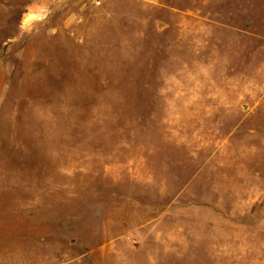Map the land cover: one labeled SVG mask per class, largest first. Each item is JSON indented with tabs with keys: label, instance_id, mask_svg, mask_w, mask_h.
Here are the masks:
<instances>
[{
	"label": "rangeland",
	"instance_id": "obj_1",
	"mask_svg": "<svg viewBox=\"0 0 264 264\" xmlns=\"http://www.w3.org/2000/svg\"><path fill=\"white\" fill-rule=\"evenodd\" d=\"M207 207L256 219L211 243ZM26 214L82 263L264 264V0H0V234Z\"/></svg>",
	"mask_w": 264,
	"mask_h": 264
},
{
	"label": "crops",
	"instance_id": "obj_2",
	"mask_svg": "<svg viewBox=\"0 0 264 264\" xmlns=\"http://www.w3.org/2000/svg\"><path fill=\"white\" fill-rule=\"evenodd\" d=\"M179 205V204H177ZM208 212L203 211V216L200 217L202 220L213 219L218 225H214L212 228V240L209 242H214L219 238L221 240L222 236H218V227L222 230H231L232 227L246 229V220H249L248 224H252L253 220L256 219V215L253 213H241V214H229L221 213L219 214L216 210L211 207H207ZM177 213L170 216V220L177 219L174 224L171 223L167 227L165 237L167 243L164 246H160L159 250L163 251L165 255L161 257L164 262L168 259V253H174L178 251L184 252L185 255V202L176 208ZM25 218L30 219L31 222L23 223V227L14 226L8 228L5 232L7 235L0 234V264H95L94 262L82 263L78 261V254L76 250L77 240H78V229L74 231L75 235L63 233V229L58 225V223L50 222L47 223L46 220H51L52 218H47L46 214H38L33 216H42L30 218V214L24 215ZM255 217V218H254ZM263 217V216H261ZM19 219V218H17ZM179 219V220H178ZM227 219V221H224ZM241 220V223H230V221ZM245 221L246 223H243ZM18 225V224H13ZM250 226V225H249ZM201 228L208 229L209 224L204 223L200 226ZM171 228V229H170ZM146 234H144V237ZM218 236V238L216 237ZM161 238V236L159 235ZM214 237V238H213ZM223 250L225 252L230 251L231 247L229 244L222 243ZM212 247H216L214 244ZM97 264H138L133 261H126L125 255H122L121 260L110 261L108 258H103L101 262Z\"/></svg>",
	"mask_w": 264,
	"mask_h": 264
},
{
	"label": "bare ground",
	"instance_id": "obj_3",
	"mask_svg": "<svg viewBox=\"0 0 264 264\" xmlns=\"http://www.w3.org/2000/svg\"><path fill=\"white\" fill-rule=\"evenodd\" d=\"M227 68V67H226Z\"/></svg>",
	"mask_w": 264,
	"mask_h": 264
}]
</instances>
